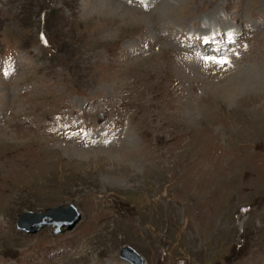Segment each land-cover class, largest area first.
I'll return each mask as SVG.
<instances>
[{
  "label": "rangeland",
  "instance_id": "rangeland-1",
  "mask_svg": "<svg viewBox=\"0 0 264 264\" xmlns=\"http://www.w3.org/2000/svg\"><path fill=\"white\" fill-rule=\"evenodd\" d=\"M148 1L0 0V264H264V0Z\"/></svg>",
  "mask_w": 264,
  "mask_h": 264
},
{
  "label": "water",
  "instance_id": "water-1",
  "mask_svg": "<svg viewBox=\"0 0 264 264\" xmlns=\"http://www.w3.org/2000/svg\"><path fill=\"white\" fill-rule=\"evenodd\" d=\"M80 220V213L72 204L60 205L46 208L45 211H23L17 216L16 227L26 233H36L45 225L55 226V232L59 233L61 227L73 228ZM121 257L132 264H142L138 253L129 247H125L121 252Z\"/></svg>",
  "mask_w": 264,
  "mask_h": 264
},
{
  "label": "bare ground",
  "instance_id": "bare-ground-1",
  "mask_svg": "<svg viewBox=\"0 0 264 264\" xmlns=\"http://www.w3.org/2000/svg\"><path fill=\"white\" fill-rule=\"evenodd\" d=\"M155 0H151V1H148L147 2V4L148 5H151L153 2H154ZM170 1V0H169ZM139 2H141V1H139ZM163 2V3H162ZM172 4V3H171ZM98 5H100V6H98ZM141 5V4H140ZM96 6H97V8L96 9H98V10H100L102 7H104V8H109V7H113V8H115V6H114V4L113 3H111V2H109V1H101V2H99V3H97L96 4ZM118 6V5H117ZM165 9V8H168L169 7V4H168V1L167 0H162L160 3H159V5L157 6V8L154 10V11H152L153 13H157V12H159L160 13V10L162 9ZM152 12H151V14H152ZM210 17V16H209ZM134 20H135V18H134ZM213 20V19H212ZM209 21V20H208ZM209 23V22H208ZM155 25L156 24H153L152 26H153V29H155L156 27H155ZM209 28V27H208ZM147 29V28H146ZM200 31V30H199ZM225 31L226 30H223V34H225ZM157 34H159V30L157 29L156 31H155ZM155 33V34H156ZM220 34H222V33H220ZM222 34V35H223ZM233 35H234V33H233ZM204 37H206V36H203L202 37V40H203V38ZM233 37V36H232ZM211 38V37H210ZM210 38L208 39V38H206V39H208L207 40V43H204V45H202V47L203 46H206V45H209V44H212V42H210ZM228 38H230V37H228ZM202 40L199 42V45L202 43ZM66 129V127L64 128V130ZM3 132V131H2ZM59 132H61V131H58V130H56L55 129V133L58 135V133ZM3 137V136H2ZM59 137V136H58ZM62 138V137H61ZM24 147V146H23ZM18 149V148H17ZM64 227V226H63ZM63 227H61V230H62V228Z\"/></svg>",
  "mask_w": 264,
  "mask_h": 264
},
{
  "label": "snow or ice",
  "instance_id": "snow-or-ice-1",
  "mask_svg": "<svg viewBox=\"0 0 264 264\" xmlns=\"http://www.w3.org/2000/svg\"><path fill=\"white\" fill-rule=\"evenodd\" d=\"M204 43H207V39L204 40ZM202 59L206 65L209 63H213V64H216L217 66H223V65L229 63L227 58L223 55H221L219 57H202ZM6 75H7V73H6Z\"/></svg>",
  "mask_w": 264,
  "mask_h": 264
}]
</instances>
